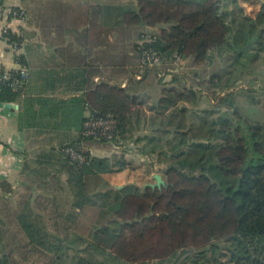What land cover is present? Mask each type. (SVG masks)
<instances>
[{"label":"trees","instance_id":"obj_1","mask_svg":"<svg viewBox=\"0 0 264 264\" xmlns=\"http://www.w3.org/2000/svg\"><path fill=\"white\" fill-rule=\"evenodd\" d=\"M220 1L137 0L135 5H108L93 12L94 27L102 22L111 37L107 48L94 50V75L104 79L75 98L80 136L56 150L61 156L57 165L74 188L68 217L77 229L79 218H91L88 236L76 234L66 242L59 238L61 246H50L37 218L22 208L18 223L31 247L44 245L56 255L67 246L78 264L92 262L79 256L75 241H90L101 255L108 251L112 264H222L215 255L225 248L234 264H264V4L254 17L235 8L227 11V1L223 8ZM248 42L253 48L244 52ZM207 59L219 64L206 90L211 97L217 95V103L208 110L195 107L190 114L185 105L199 106L197 91L204 90L193 87L186 95V78L175 67ZM16 60L29 70L23 56ZM163 66L168 74H161ZM11 75L19 76L15 70ZM152 75L156 82L150 83ZM166 75L171 76L169 82ZM247 78L251 86L236 89ZM28 81L22 92L9 82L1 85L0 102L15 103ZM150 100L153 115L146 124L151 134L136 139L142 145L137 152L152 159L141 165L162 174L169 187L145 188L148 182L110 188L102 176L120 173L132 162L122 156L123 161L112 164L110 158L92 156L84 144L121 146L133 140L144 128L149 114L143 107ZM84 110L115 118L111 142L84 135ZM163 143L169 150L164 151ZM68 148L80 152L86 163L74 161L65 152ZM209 251L214 252L211 261ZM62 258L57 254L56 260L63 263Z\"/></svg>","mask_w":264,"mask_h":264},{"label":"crops","instance_id":"obj_2","mask_svg":"<svg viewBox=\"0 0 264 264\" xmlns=\"http://www.w3.org/2000/svg\"><path fill=\"white\" fill-rule=\"evenodd\" d=\"M136 2L0 0V70H16L19 66L1 37V31L8 21L6 12L17 10L24 12L26 19L23 22L14 21L10 27L23 34L21 56L30 72L25 94L13 103L18 109H8L5 103L0 102V223H3V218L6 220L4 215L13 217L16 210L27 208L37 218L41 230L47 232L48 239L52 236L47 227L49 222L54 221L57 225L58 220L67 217L62 212L65 208L70 210L68 216L71 217L74 188L68 183V174L57 165L61 156L56 150L80 136L82 126L79 125V116L76 118L74 115L77 112L75 98L92 90L94 83L104 79L94 75V50L107 48L111 37L102 22L97 28L94 27L91 21L93 12L108 5L126 6L135 5ZM36 18L40 24L38 28L34 26L33 19ZM79 109L82 110V107L79 106ZM83 114L84 118L89 115V111L84 110ZM110 145L124 150L121 147L124 144ZM110 145L84 144V147L91 152L92 146ZM135 153L142 163L152 160L137 151ZM124 171L112 176L119 178ZM107 176L110 175H103L102 178ZM130 182L116 183L114 187L120 190V187L133 184ZM8 209L12 213H8ZM34 248H38V254H41L45 246Z\"/></svg>","mask_w":264,"mask_h":264},{"label":"rangeland","instance_id":"obj_3","mask_svg":"<svg viewBox=\"0 0 264 264\" xmlns=\"http://www.w3.org/2000/svg\"><path fill=\"white\" fill-rule=\"evenodd\" d=\"M226 1H227V4H229L227 11H229V10L231 11L232 9L235 8L236 12H240L242 10V12H244L245 15L254 16V17L256 16V14L259 11H261V5L264 4V0H231V1H235L232 4L229 2V0H221L220 2H221L222 8H223V6L226 5ZM33 21H34V26L36 28H38V26L40 25L38 23V19L37 18L33 19ZM248 44H249V42H248ZM248 44L244 48L248 47ZM252 48H253V44L251 45L250 49H248V51H250ZM22 49H23V47H22ZM20 55H22V54H20ZM218 60H216L214 62V65H211L209 63V60L207 59V60H205L203 62H199V63H195L194 61H192V64L190 66H186V67L183 65L175 67L178 74H184V76H185L184 78H186L182 83V84H185V86H186V87L184 86L186 88L185 89L186 95L190 96L189 95L190 91L187 93V90L193 89V87L194 88H201V90H204V91H197L200 93L197 96L198 101H199V106L198 105L194 106V105H192V103H188L187 105H185L189 108L190 114H191V112L194 111L193 108H195V107H199L198 110H200V111L201 110H208L211 108V106H213L215 103H217V95H216V97L215 96L211 97L210 94H208L206 90L211 88L210 82L213 78V73H211V71L213 70L214 66L219 65ZM158 66H162V65L159 64ZM163 68H164V66L161 68V74L164 75L166 72H167L166 74H168V71H166L165 68L164 69ZM170 68H173V67L171 66ZM165 80H167L166 82H169L171 80V76L166 75ZM251 80L252 79H250V78L240 80L236 89L247 90L249 88V86H251L250 85ZM149 82L150 83L156 82V79L153 78V75L150 77ZM167 87L168 88L173 87V88L177 89L176 85H173V84L172 85L168 84ZM146 92H150V91L147 90ZM181 92H184V91H181ZM252 95H254V94H252ZM256 98H258V100H261V97H259V96H256ZM262 100H263V98H262ZM243 104H245V103L243 102ZM148 106H151V100L149 102H147L146 105L143 107L144 110L148 111L147 114H149V115H147L148 118L144 122V126H143L144 128L143 129L140 128V131L136 132L131 137V139L133 138V140H130L129 143H125L122 146V149L124 148V150L115 149L110 144H109L110 146H107V147L106 146L105 147H101V146H97V147L92 146L91 147V152L96 155L95 157H97V158L109 157L110 160L112 161V164H115V162H117V161H119V162L123 161L122 159L124 157L122 158V156H125V158L127 160H130L132 162V165H130L129 168H125V171L123 170L124 174L121 175L122 176L121 179H120L121 176H119V178H117L116 176L114 177L112 175L104 178L105 182L108 183V181H110V183H109L110 188L114 187V184L121 183L123 181H131L130 183L133 182V184L137 183V184H139V186L137 185L138 187H143L148 182L151 184L155 183L154 174H156V173L152 172L151 168H149L147 166H142L141 165L142 162L138 159V157L136 155L137 153H135L138 149L140 150V147H142V145L136 144V139L138 137L145 136V134H148V135L151 134V128L148 127L146 122H148V121L150 122V118L152 117L153 113H151L149 111L150 107H148ZM190 118H191V120H194L193 117L190 116ZM190 118H188V121H190ZM162 148L164 149V151L169 150V148L167 147L166 144H164ZM84 149L87 150L89 148L84 147ZM101 149L104 150L106 153L101 151ZM165 165H169V164L165 163ZM158 174H160V173H158ZM160 175L162 176V174H160ZM93 183L95 185L96 181H93ZM63 194L65 196H67V194H65V193H63ZM20 209H19V211H21ZM62 212L65 213V215L68 217L70 210L68 208H65V209H63ZM8 213H12V210L8 209ZM17 215H18V210H16L15 215L13 217L9 214H6V215H4V217H6V220L3 218V223H0V232H1L0 233V256L4 257L2 264H63V263L64 264H78V261L73 259V257H74L73 256L74 255L73 250L68 251L69 249L67 246H66V248H64V246H62L63 247V248L61 247L62 251L60 253H57V254L62 255L63 263L59 259L56 260L57 254L54 255V253H51L47 250L41 251V254H38V251H37L38 248H36V249L34 247L28 248L29 241L26 240L27 237H26V235L22 229V226H21V224L18 223ZM88 215L91 216L92 213H89ZM67 217L63 216V218L61 220L57 221V225L54 223V221H51L47 224V227L50 228V230H51L50 232H52L51 233L52 236L47 239L48 245L51 243L50 246H54L53 242H55L56 247H58L60 245L58 243V241H56L53 236H57V238L58 237L61 238L60 241H64V242H66V240H68L67 238L73 239L74 235H76V234H78L82 237L88 236V233H86V229L90 227L89 221L91 220V218L88 221H87V217L79 218L78 219L79 227L77 229L76 225L73 223V221L71 219H69V217L68 218ZM55 228L57 229L56 233H53ZM2 238L4 241H2ZM69 241H71V240H69ZM71 242H73V241H71ZM81 242H83V241H80V242L75 241L72 245L75 247L77 246L76 248H78L77 251H78L79 256L84 258L87 262H89V263L92 262V264H100V263L112 264L113 260L110 256H108V254H109L108 251L105 255H101L100 251H96L93 249V247L91 246L92 243L90 241H86L84 243H81ZM30 246H32V244H30ZM66 251H68V252L66 253V256H65ZM229 252L230 251L225 248L222 250V255L217 254L215 256H217V258L222 261V264H234V263L230 262L231 256H230ZM213 254H214L213 251H209V253L207 254L210 261L212 260V258H214ZM94 257H95V260H94ZM170 263L171 262L168 263V262H164V261H156V262H149L147 264H170Z\"/></svg>","mask_w":264,"mask_h":264},{"label":"built area","instance_id":"obj_4","mask_svg":"<svg viewBox=\"0 0 264 264\" xmlns=\"http://www.w3.org/2000/svg\"><path fill=\"white\" fill-rule=\"evenodd\" d=\"M6 17V21H8L5 23V26L1 31V37L3 38V41L5 42L8 48V51L16 59L17 56L22 54V46L24 39L22 34L12 30L10 26L13 25L14 21L23 22L26 19V16L24 12L10 10V12H6ZM12 33L16 36L15 40H12ZM18 65V69H16L15 71L18 72L19 76L13 77L11 75V70L6 69L3 75L0 74V86L9 82V86L14 88L18 92L23 91L22 89L24 88L29 79V70L21 64ZM84 128L85 136L96 137L111 142L116 135L115 130L117 128V122L113 116L97 117L90 114L87 117V121L84 124ZM65 152L80 165L86 163V158L80 152L73 150L72 148L66 149Z\"/></svg>","mask_w":264,"mask_h":264},{"label":"water","instance_id":"obj_5","mask_svg":"<svg viewBox=\"0 0 264 264\" xmlns=\"http://www.w3.org/2000/svg\"><path fill=\"white\" fill-rule=\"evenodd\" d=\"M251 45H252V43L249 42L248 47L243 48L242 50L244 52H247L248 49H250ZM5 107L8 108V109H15V110L18 109V106L16 104H13V103H6ZM154 180H155L154 184H148L147 186L151 187L152 189H159L160 191L163 188H168L169 187V185L164 181V179L162 178V176L160 174H156L154 176ZM121 188L122 187H120L119 189H121Z\"/></svg>","mask_w":264,"mask_h":264}]
</instances>
